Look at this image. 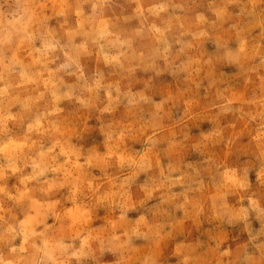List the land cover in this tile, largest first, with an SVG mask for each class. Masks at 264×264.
I'll list each match as a JSON object with an SVG mask.
<instances>
[{
    "label": "clouds",
    "instance_id": "9594fccd",
    "mask_svg": "<svg viewBox=\"0 0 264 264\" xmlns=\"http://www.w3.org/2000/svg\"><path fill=\"white\" fill-rule=\"evenodd\" d=\"M0 264H264V0H0Z\"/></svg>",
    "mask_w": 264,
    "mask_h": 264
},
{
    "label": "rangeland",
    "instance_id": "374dc122",
    "mask_svg": "<svg viewBox=\"0 0 264 264\" xmlns=\"http://www.w3.org/2000/svg\"><path fill=\"white\" fill-rule=\"evenodd\" d=\"M205 128H207L208 126L207 125H204Z\"/></svg>",
    "mask_w": 264,
    "mask_h": 264
}]
</instances>
